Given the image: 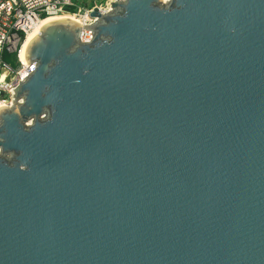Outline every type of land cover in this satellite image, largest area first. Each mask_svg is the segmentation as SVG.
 <instances>
[{"label": "water", "instance_id": "1", "mask_svg": "<svg viewBox=\"0 0 264 264\" xmlns=\"http://www.w3.org/2000/svg\"><path fill=\"white\" fill-rule=\"evenodd\" d=\"M112 9L0 107V264H264V0Z\"/></svg>", "mask_w": 264, "mask_h": 264}, {"label": "built area", "instance_id": "2", "mask_svg": "<svg viewBox=\"0 0 264 264\" xmlns=\"http://www.w3.org/2000/svg\"><path fill=\"white\" fill-rule=\"evenodd\" d=\"M104 4L79 7L72 0H0V105L13 107L14 91L34 72L36 64L29 65L21 57L22 46L28 34L43 20L75 9V15L89 14L97 8L101 15L113 11L112 4L123 0H105ZM95 2V1H92ZM96 3V2H95ZM71 14V13H69ZM83 22V26H92L98 18ZM93 39L92 31L82 29L80 41L89 43Z\"/></svg>", "mask_w": 264, "mask_h": 264}, {"label": "bare ground", "instance_id": "3", "mask_svg": "<svg viewBox=\"0 0 264 264\" xmlns=\"http://www.w3.org/2000/svg\"><path fill=\"white\" fill-rule=\"evenodd\" d=\"M168 0H162V2H167ZM62 20H68V21H73L75 23H79V24H83V22H88L90 21V17H89V14L88 13H84L82 15H75V14H69V13H63V14H60L58 16H55V17H50V18H47L45 20H43V22L38 26L36 27L33 31H31L27 38L25 39V42L22 46V50H21V57H25V53H26V49L29 45V43L32 41V39L39 35L41 29H43L46 25L54 22V21H62ZM0 107H2L0 105Z\"/></svg>", "mask_w": 264, "mask_h": 264}, {"label": "rangeland", "instance_id": "4", "mask_svg": "<svg viewBox=\"0 0 264 264\" xmlns=\"http://www.w3.org/2000/svg\"><path fill=\"white\" fill-rule=\"evenodd\" d=\"M95 1V2H92ZM72 2L79 7H90L95 4H104L105 0H72Z\"/></svg>", "mask_w": 264, "mask_h": 264}, {"label": "trees", "instance_id": "5", "mask_svg": "<svg viewBox=\"0 0 264 264\" xmlns=\"http://www.w3.org/2000/svg\"><path fill=\"white\" fill-rule=\"evenodd\" d=\"M67 11H68L69 13H71V14H72V13H75V9H68Z\"/></svg>", "mask_w": 264, "mask_h": 264}, {"label": "clouds", "instance_id": "6", "mask_svg": "<svg viewBox=\"0 0 264 264\" xmlns=\"http://www.w3.org/2000/svg\"><path fill=\"white\" fill-rule=\"evenodd\" d=\"M29 124H31V121H29Z\"/></svg>", "mask_w": 264, "mask_h": 264}]
</instances>
